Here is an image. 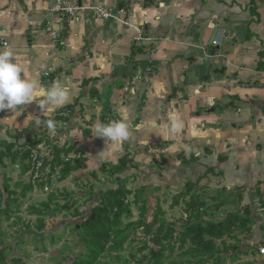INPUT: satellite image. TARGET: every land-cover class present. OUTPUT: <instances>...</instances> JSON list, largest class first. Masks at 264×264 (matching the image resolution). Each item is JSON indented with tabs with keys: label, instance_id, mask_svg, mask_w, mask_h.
Wrapping results in <instances>:
<instances>
[{
	"label": "crops",
	"instance_id": "crops-1",
	"mask_svg": "<svg viewBox=\"0 0 264 264\" xmlns=\"http://www.w3.org/2000/svg\"><path fill=\"white\" fill-rule=\"evenodd\" d=\"M72 1L126 9L130 25L88 12L56 20L63 29L55 43L44 33L54 0H0V38L25 66L24 78L49 88L59 81L71 92L52 111L33 103L0 112V145L47 136L84 155L75 178H100V168L110 174L126 158L122 178L145 174L132 181L157 196L192 189L187 183L212 168L244 191L252 219L244 247L264 249V0ZM56 115L49 131L43 119ZM110 119L126 121L131 136L98 156L106 141L94 137V125ZM35 146L46 149L43 140Z\"/></svg>",
	"mask_w": 264,
	"mask_h": 264
},
{
	"label": "rangeland",
	"instance_id": "rangeland-1",
	"mask_svg": "<svg viewBox=\"0 0 264 264\" xmlns=\"http://www.w3.org/2000/svg\"><path fill=\"white\" fill-rule=\"evenodd\" d=\"M39 140L45 142L43 151L57 147L50 138L38 134L21 144L16 142L18 148L11 152L15 157L7 155L0 161V249L4 257L0 264H156L153 253L159 252L161 264H264V249L244 247L252 226L241 204L244 191L221 183L220 172L210 168L194 183H187L192 189L185 192L182 185L180 190H164L159 196V191L146 190L143 184L132 181L134 175L141 178L145 174L123 179L125 174L116 170L108 174L107 168L99 169L100 178L97 172L77 178L71 173L62 175L59 185L48 192L41 185L29 190V158L24 151ZM6 151L0 145V152ZM71 156V161L79 157ZM82 161L79 169L83 168L84 155ZM17 165L22 172L16 170ZM119 180L128 192L127 210L120 224L111 223L110 228L112 239L121 233L123 247L117 250L110 243L104 253L95 255L84 241L82 224L97 206L103 208L102 201L107 205V195L117 189ZM230 212L239 214L245 228L236 224L224 238L215 240L216 256L205 253L200 244L185 236L188 225L202 220L219 222ZM115 213L111 208V221ZM141 221L151 227L149 234L146 226L135 228ZM161 225L174 230L175 235L160 236L155 244L152 237ZM225 248L229 252H224Z\"/></svg>",
	"mask_w": 264,
	"mask_h": 264
},
{
	"label": "trees",
	"instance_id": "trees-1",
	"mask_svg": "<svg viewBox=\"0 0 264 264\" xmlns=\"http://www.w3.org/2000/svg\"><path fill=\"white\" fill-rule=\"evenodd\" d=\"M49 119H52L54 121L59 120V116L56 115L55 117H51ZM48 118L43 119V123H46ZM113 119H110L108 121H103L102 123H108L109 121H112ZM17 143H6L5 147L7 149V154L4 152H0V161L2 162L7 155H11V158L15 157V154H11L13 150H15V147H17ZM22 145L21 147H23ZM37 147L33 146L30 148V150H25L26 156L31 160V155L34 150H36ZM72 153V149H66V148H54L52 150L53 159L52 163L54 166H63L62 169V175H70L71 173L77 171L79 167L82 164V156L83 154L77 155L79 156L74 161H69L68 163H63L61 157L62 155L69 156ZM75 164V165H74ZM128 161L125 159H121L119 161V164L117 166H114L112 170H116L119 174H123L125 170L128 168ZM24 169V168H23ZM30 169V166H28V170ZM103 170H105V167H102ZM25 170V169H24ZM117 189L114 191H110L107 195V205L104 204L102 201L101 205H103V208L101 206H97L95 210L92 212V214L89 216L88 219L84 221L82 226L85 228V236L84 241L87 244V247L89 249V252L93 254H100L104 253L109 244L113 243L111 247H116L117 250L123 247V242L120 241L122 238L121 233L117 232L114 239H112L111 234V223H116L117 225L121 222L122 215L127 210V203H126V196L128 195V192H126V188L122 186L121 183H123L122 180L118 181ZM42 184L41 186H43ZM33 188L30 186L29 190H32ZM242 202V200H241ZM201 206H204V203L201 204ZM113 208L116 210V213L113 216V221H111L109 213L110 209ZM244 213H246L250 218V210L248 208H243ZM250 218L247 219L250 221ZM202 220V219H201ZM236 224H239L240 227L245 228V222L241 221L239 214L235 212H230L224 220H221L219 222L214 221H199L198 223L190 224L186 227L185 230V236H189L192 238V240L196 241L198 244L202 246V249L205 251V253L210 254L212 257L216 256L215 252V240H220L224 238L233 228ZM146 226L147 233L149 234L151 232V227L146 225V222L141 221L138 225H135V228H140ZM156 237H152V242L155 244H158L159 237L160 236H168L173 237L175 235L174 230H165L164 226L161 225L158 229V232L156 233ZM126 240V238H125ZM224 252H229V249L225 248ZM154 257L156 258V264H161V253H153ZM3 257V251L0 249V263H2ZM219 263V262H218Z\"/></svg>",
	"mask_w": 264,
	"mask_h": 264
},
{
	"label": "clouds",
	"instance_id": "clouds-1",
	"mask_svg": "<svg viewBox=\"0 0 264 264\" xmlns=\"http://www.w3.org/2000/svg\"><path fill=\"white\" fill-rule=\"evenodd\" d=\"M24 65L19 63L11 49L5 47L0 50V112L15 110L24 105L38 103L42 111H52L63 107L71 100L68 86L57 81L50 88L32 79L24 78ZM40 121L37 120V124ZM49 131H55L56 123L49 119L46 122ZM181 127L178 120H173V128ZM131 136L128 123L121 120H112L108 123L97 122L94 125V137L106 141V148L98 156H107L110 149L122 147L123 143Z\"/></svg>",
	"mask_w": 264,
	"mask_h": 264
},
{
	"label": "built area",
	"instance_id": "built-area-1",
	"mask_svg": "<svg viewBox=\"0 0 264 264\" xmlns=\"http://www.w3.org/2000/svg\"><path fill=\"white\" fill-rule=\"evenodd\" d=\"M92 13L96 18L108 21L117 22L125 26H129L128 13L126 9H113L105 6L100 2H95L89 6L72 0H54L47 11L44 33L48 35L53 42L57 43L61 39V31L63 27L56 26V20L64 23L67 20H74L85 13ZM143 37L138 35L135 38L136 42H141ZM218 44V43H217ZM8 43L4 38H0V47H7ZM148 73L152 69H148ZM45 78L50 77V73H44ZM74 156V155H73ZM29 160V184L35 190L40 185L48 192L50 189L59 185L63 166H54L51 162L53 159L52 151H43L38 148L33 151ZM72 156L62 155L63 163L71 161ZM16 170L22 172V168L17 165Z\"/></svg>",
	"mask_w": 264,
	"mask_h": 264
}]
</instances>
